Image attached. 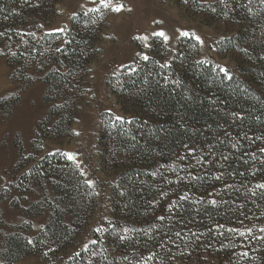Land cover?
Listing matches in <instances>:
<instances>
[{"label": "rangeland", "instance_id": "rangeland-1", "mask_svg": "<svg viewBox=\"0 0 264 264\" xmlns=\"http://www.w3.org/2000/svg\"><path fill=\"white\" fill-rule=\"evenodd\" d=\"M212 2L112 0L113 4L124 5L121 12H114L100 5V0H39L36 12L22 13L20 30L40 36L41 29L59 32L54 29L69 28L77 14L90 13L88 9L99 6L95 12L99 33L79 98L65 113L66 109L59 107L64 99L47 100L44 77L50 68L38 71L34 66L23 73L19 66L11 65L15 41L6 40L0 45V257L10 237L20 235L33 246L14 264H83L82 253L89 255L86 257L91 263L99 238L106 240L116 230L114 237L119 236L120 243L114 253L125 260L122 239L128 229L141 227L143 222L126 210L123 174L131 162L143 164L144 170L154 165L145 160L143 153L125 148L117 140L123 124H118L115 117L132 118L126 108L133 107L119 101L111 78L141 65L145 61L141 57H151L155 50L165 53L167 63L182 50L196 62L211 61L205 64L212 65L219 74L223 73L221 67H226L231 76L239 74V53L221 47L223 40L239 29L233 22L213 15L214 8H203V4ZM37 20L43 26L40 30L34 25ZM177 29L194 31L204 43L181 37L164 44L162 38L152 35L164 30L174 37ZM138 36H148V40L136 39ZM191 144L186 142L165 157L151 179L147 195V191L143 195L144 220L162 229L156 240L141 242L145 250L138 253L137 260H143V264H264V201L257 202L264 198V189L257 187L264 184V173L258 170L264 169V163L251 165L254 205L242 206L227 221L209 217L206 232L214 237L188 241L203 234V230L185 210L208 198L217 203L223 195L221 189H225L215 187V181L194 179L204 175L209 152ZM67 154L75 159H68ZM46 157L50 159L42 164ZM55 157L61 163L56 164ZM184 196L188 198L181 199ZM58 210L63 211L67 226L47 230L52 214ZM100 227L104 231L97 232ZM161 233L179 239L165 238L166 244L159 241Z\"/></svg>", "mask_w": 264, "mask_h": 264}, {"label": "trees", "instance_id": "trees-1", "mask_svg": "<svg viewBox=\"0 0 264 264\" xmlns=\"http://www.w3.org/2000/svg\"><path fill=\"white\" fill-rule=\"evenodd\" d=\"M38 2L0 0V45L6 40L15 41L11 65L19 66L23 73L34 66L38 71L50 68L44 77L48 87L47 100L64 99L59 107L66 109L65 113L77 102L81 82L96 52L97 13L77 14L72 25L63 32H44L43 26L37 24L38 19L34 25L42 33L37 36L20 28L23 26L22 13L36 12ZM208 7L214 8L213 15L233 22L239 29L221 43L222 49L239 53V74L228 79L224 73L215 72L212 65L198 63L188 51L182 50L173 54L167 63L165 53L155 50L149 60L111 78L119 101L133 107L126 108L132 118L117 121L123 124L118 129L122 132L117 134V140L121 146L143 153L145 160L154 166L144 170L143 164L131 162L123 174L128 199L126 210L143 222L141 227L128 229L122 239L125 260L114 253L120 243L117 241L119 236L114 237L115 230L106 240L99 238L98 250L91 263L87 260L89 255L82 253L85 256L83 264H143V260H137L138 253L145 250L141 242L156 240L162 229L144 220L143 195L150 189L151 179H154L156 169L162 167L165 157L186 142L196 143L209 152L206 157L208 167L197 179L215 181V187L225 188L221 189L223 195L217 203H209L212 200L208 198L190 205L191 210H185L201 222L198 226L203 230V234L188 241L214 237L212 232H206L208 226L205 223L211 220L209 217L218 216L227 221L242 206L254 205L255 197H251L250 191L251 165L253 162H257V166L264 163V3L261 0H213L203 4V8ZM165 64L168 66L162 67ZM50 158L46 157L41 163ZM54 161L61 163L56 157ZM258 170L264 173L263 168ZM249 198L253 201H248ZM263 201L264 198H258L257 202ZM66 226L64 213L58 210L52 214L47 230ZM165 238L168 241L179 239L174 235L167 238L161 233L159 241L167 244ZM32 244L20 235L10 237L0 264H14L29 253ZM239 264H243L242 261Z\"/></svg>", "mask_w": 264, "mask_h": 264}, {"label": "snow or ice", "instance_id": "snow-or-ice-1", "mask_svg": "<svg viewBox=\"0 0 264 264\" xmlns=\"http://www.w3.org/2000/svg\"><path fill=\"white\" fill-rule=\"evenodd\" d=\"M93 2H95V0H93ZM249 2H251V0H249ZM185 3H187V0H185ZM261 3H264V0H261ZM100 5H103L104 8L111 7V9L114 12H121L124 9V5L122 3L113 4L112 0H100ZM99 10H100L99 6L88 9L89 12H98ZM73 15H75V13H73ZM158 23H163V22L159 21ZM54 31L63 32V31H65V29L58 28V29H54ZM0 35H2V33H0ZM152 35L162 38V41H163L164 44H167L173 38L179 40L181 37H192L199 44L202 45L204 43V41L201 38V36L197 35L194 31H187V30H179V29H177L176 30V34L173 37V36H169L164 30H160L158 32L152 33ZM136 39L147 41L148 40V36H138V37H136ZM221 39H223V37ZM57 51H59V49H57ZM141 58L143 60H145V61L150 59V57L147 54L143 55ZM198 63H211V61L204 60V61H199ZM167 66H168L167 64L162 65V67H167ZM217 67H219V66H217ZM132 71H135V69H132ZM220 71L225 74L226 78L231 79V74L229 73V70L226 67H221ZM115 120L116 121H122L123 117L116 116ZM67 156H68V159H72V160L75 159V157L72 154H67ZM77 167H79V164H77ZM194 179H197V178L194 177ZM217 179H219V177H217ZM87 183L91 185L94 182L93 181H87ZM257 187L264 189V184H258ZM187 198H188L187 196L181 197V199H187ZM209 203L215 204L216 201L212 200V201H209ZM160 219H163V217H160ZM220 227H223V226L221 225ZM96 231L97 232H102V231H104V229L102 227H100V228H97ZM229 231L235 232V231H237V229H229ZM247 231L250 233L252 231V229L249 228V229H247ZM261 231L264 232V229H261ZM244 234H245L244 232H240V235L243 236ZM177 235H179V233H177ZM244 255H247V253H244Z\"/></svg>", "mask_w": 264, "mask_h": 264}]
</instances>
